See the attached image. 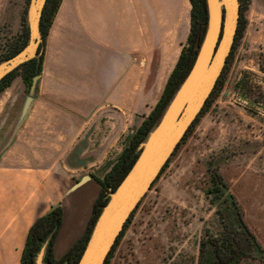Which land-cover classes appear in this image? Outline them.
<instances>
[{"label":"rangeland","instance_id":"374dc122","mask_svg":"<svg viewBox=\"0 0 264 264\" xmlns=\"http://www.w3.org/2000/svg\"><path fill=\"white\" fill-rule=\"evenodd\" d=\"M31 2L0 0V64L27 46ZM156 6L155 18L137 24L139 35L127 36L128 42L134 37L143 41L135 62L141 74L150 75L149 89L160 73L166 83L192 31L190 0H158ZM240 10L246 28L233 44L221 83L163 175L142 199L110 264H264V250L247 225L256 212H264V0H242ZM22 44L16 55L4 58ZM42 45L38 54L44 49L46 56L47 44ZM22 74L20 70L9 89L21 109L39 91V82L34 92L32 86L27 89ZM138 79L128 84L136 94L144 85ZM144 117L143 111H127L124 121L110 120L112 127L106 123L108 118L99 117L89 148L49 145L46 154L42 151L43 165L56 168L57 175L63 172L64 177L71 175V165L78 169L76 184L83 181L82 186H87L92 179L97 186L96 178H105ZM12 160L15 166L35 167L30 154L24 163ZM213 171L219 172L229 190L215 187Z\"/></svg>","mask_w":264,"mask_h":264},{"label":"crops","instance_id":"0c3cea01","mask_svg":"<svg viewBox=\"0 0 264 264\" xmlns=\"http://www.w3.org/2000/svg\"><path fill=\"white\" fill-rule=\"evenodd\" d=\"M157 2L63 0L47 38L38 97L27 115L21 120L24 107L10 92L12 86L0 94V264H21L31 227L58 206L64 220L55 259L62 260L85 236L101 186L91 179L74 189L78 169L68 165L70 176L57 175L56 168L43 165L42 151L46 154L49 145L89 148L99 117L108 118L112 127L110 120L124 121L127 111H143L144 122L155 109L173 71L165 84L157 75L149 89L150 75L141 74L135 62L143 41L134 37L135 42H128L127 36L139 35L140 20L157 16ZM136 77L144 83L137 94L128 86ZM29 154L34 168L13 165V158L24 163ZM255 216L246 223L264 250V212Z\"/></svg>","mask_w":264,"mask_h":264},{"label":"water","instance_id":"95a60500","mask_svg":"<svg viewBox=\"0 0 264 264\" xmlns=\"http://www.w3.org/2000/svg\"><path fill=\"white\" fill-rule=\"evenodd\" d=\"M206 1L207 29L202 43L198 46L195 62L160 120L145 139L146 143L140 145V154L131 170L117 189L109 193V201L103 207L77 264H105L126 222L203 110L222 75L235 42L241 1ZM46 3L47 0H32L28 13V44L16 56L0 64V81L23 64L38 57L39 47L44 42L41 20ZM39 79L40 76L33 79L32 92L35 91ZM32 102L33 97L29 96L21 120L27 115ZM82 184L83 181L74 189ZM46 248L45 244L37 256L36 264H46Z\"/></svg>","mask_w":264,"mask_h":264},{"label":"trees","instance_id":"16d2710c","mask_svg":"<svg viewBox=\"0 0 264 264\" xmlns=\"http://www.w3.org/2000/svg\"><path fill=\"white\" fill-rule=\"evenodd\" d=\"M190 1L193 5V9L191 11L192 31L188 38L189 44L186 48L183 49L179 57L178 63L176 67L174 68L172 74L170 75L168 82L166 84L164 93L160 101L156 105L155 109L151 112L148 118L143 122V124L137 130L136 134L129 140L119 160L113 165L111 170L105 175V178L103 180L96 178V181L101 186V192L94 204L93 216L90 220L85 236L66 254V256L62 260L57 261L55 259V253H54L55 242L59 234V231L63 225V220H64V209L62 206H58L54 208L51 212H49L47 215L38 218L36 222L34 223V225L31 227L28 238H27L26 246L23 251L21 264H36L37 256L45 244L47 245L46 253L44 257V261L46 264H77L78 263L86 247V244L92 234L94 226L102 212V209L109 201V193L117 189V187L126 177L128 172L131 170L132 166L134 165L135 161L137 160L140 154L139 153L140 145L145 141V139L147 138L151 130L155 127L157 122L160 120L169 102L171 101L174 94L176 93V91L179 89V87L181 86V84L183 83L187 75L189 74L195 62V59L198 54V46L202 43L204 36H205L206 29H207L208 12H207V1L206 0H190ZM240 1L242 2V0ZM62 2L63 0H47L46 6L43 11L42 20H41V30H42L43 39H44V42L42 45L43 47L46 46L47 44L48 35L50 33L51 27L57 16V13L59 11V8ZM245 28H246V21L240 19L235 40H238L240 38ZM22 48H23V44L19 46L18 48H16L11 54L7 55L4 58L9 59L13 57L19 51H21ZM40 52H39L40 55L38 54L37 59H33L32 61L23 65L20 69L10 73L8 76H6L3 80L0 81V94L12 86V83L20 70H23L22 78H23L24 84L26 85V88L30 89L33 83V79L36 76L42 75V72H43L45 50L42 49V51ZM221 79H222V76L219 78L218 83L213 93L208 98L203 110L200 112V114L198 115V117L196 118L192 126L188 129L185 137L183 138L181 143L178 145L173 156L177 153L180 146L188 138L191 131L195 127L196 123L198 122L200 116L204 113L205 109L210 104L214 96V93L216 92V89L221 83ZM172 157L168 160L162 172L160 173L158 178L153 183L152 188L154 187L156 182L160 179L164 171L169 166ZM212 179H213V183L215 187H217L219 191L221 190L223 191L227 189L229 190L228 184L224 181L223 177L219 174L218 171H213ZM143 200H141L138 207L132 213L131 218L128 220V222H126L123 231L118 237L112 250L108 254L105 264H110V261L118 245L122 241L126 231L128 230L130 224L132 223L136 215V212L138 211L141 204L143 203ZM236 206L239 208L238 203H236Z\"/></svg>","mask_w":264,"mask_h":264}]
</instances>
